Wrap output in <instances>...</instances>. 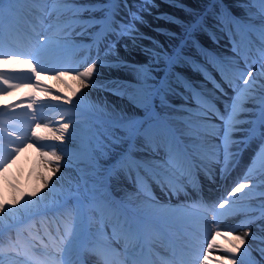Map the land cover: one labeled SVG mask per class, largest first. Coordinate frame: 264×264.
Returning <instances> with one entry per match:
<instances>
[{
  "label": "bare ground",
  "instance_id": "obj_1",
  "mask_svg": "<svg viewBox=\"0 0 264 264\" xmlns=\"http://www.w3.org/2000/svg\"><path fill=\"white\" fill-rule=\"evenodd\" d=\"M75 1V5L79 2L92 1L97 10L91 14L84 10L93 6L72 10L68 6ZM117 1L119 0H114L109 5L114 11ZM146 1L141 8V14L137 15L139 20L130 22L133 30L126 35L118 36L98 56L93 57L90 63L81 66H77L71 60L68 64L58 65V63L62 55L66 56L73 50L81 54L86 45L94 41L91 39L92 34L97 29L99 33L100 25L83 32L79 25L81 21L90 17L103 20V14L99 10L102 0H66V3L56 5L53 0H17L11 5V14L9 6L5 5L3 15L0 17V53H3L0 56V71H4L7 79L20 84L21 87L0 93V106L12 103L16 105L4 112L0 120L3 121L7 132H16L29 138L26 140V146L20 143L14 145L21 148L20 152L6 168L0 169V202H11L13 199L19 201L11 207L0 209V247L3 248L0 260L3 264H53V258L59 261L60 257L54 252L47 234L56 236L59 228L60 235H63L64 224H70L73 218L76 221V232L70 250L64 256L66 264L69 262L70 264H105V261L107 264H119L122 257L126 264H159L162 260L159 251L164 250L174 257L175 253L171 251L172 249L185 253L187 257L185 259L181 254V257H176L180 264H206L203 255L207 253V244L217 230L223 233L215 237L222 248L213 250L212 257H226L235 260L236 264H264V252L261 251L264 249V213L254 221L249 220V216L264 205V157L258 155L261 147L254 151L255 154L247 168L233 186L222 191L220 185L236 152L243 141L248 139L256 123L255 119L260 113L258 105L250 100L245 108L251 109V112L243 113L239 117L240 120L252 123L231 128L225 139L216 140L211 134L206 133L207 136H204V127L214 130L220 128L222 122L217 120L215 114L211 115V119L206 118L204 108L200 107L203 105L201 102H193L185 95L176 92L169 94L165 101H157L155 104L152 94L157 86H165V84L184 88L176 82L175 75L179 74L186 78L190 85L198 87L200 92L206 95L208 93L216 102L225 104L223 99L228 93L233 97L235 92L227 91L225 83L218 74L215 80L224 87L226 95L215 90L205 79V75L198 71L197 66L200 65L213 72L215 66L211 60L212 56L219 57L226 65L239 67L244 71L243 63L237 59L239 54L243 53L244 43L233 44L227 38V34L223 36L222 21L217 17L211 18L203 28L197 29V20L209 9L213 0ZM245 1L248 0H221V3L229 17L238 16L252 20L247 10L250 7L246 6ZM23 3L28 7L26 6L21 12L20 6ZM53 7L57 10L49 14V10ZM251 10L260 20V24L264 25V16L252 7ZM189 35H195V46L182 50L181 45ZM45 37L48 38V44L40 53L42 63H37L36 59L28 55H22L21 59H31V65L15 61L5 62L10 55L34 52L37 40H43ZM25 40L27 42L22 46L23 50L19 44L22 45ZM30 43L32 46L28 47ZM10 51L15 54L8 53ZM156 51L159 55L163 52V55L157 56ZM185 55H189L190 62L183 59ZM93 63L96 67L92 75L86 79V86L81 87L80 80L76 78L77 73ZM157 64H163L164 67L156 72L154 86L139 91L135 84L139 80V73H142L140 69H153L152 67ZM32 66L40 72L39 80L43 85L54 90L51 95H48L43 87H37L34 80L29 79L28 72ZM253 68V76L245 79H248L249 83L255 80L253 89L248 91H253L255 99L259 100L264 96V76H261V72H264V57ZM57 72H63L65 75L58 79ZM243 81L240 82L237 90L245 88ZM61 95L71 97V102L52 99V96ZM32 98H35L36 103L33 104L32 109H29L28 105L32 103ZM162 102L164 104L167 102L169 107L166 106L167 104L164 107ZM149 106L159 108L171 125L174 120L184 117L182 123L179 122L165 134V138L169 142L172 141L173 146L179 143L185 146L186 155L194 165L184 175L174 176L172 170L165 172L157 166L163 163L164 154L153 147L157 138L155 133L126 131V138L121 147L116 146V149L105 157L102 156L103 143L92 139L94 116L113 119L128 111L136 110L143 113ZM33 110H35V120H32L30 115ZM37 121L39 125H44L37 129ZM63 123L69 124L68 132L64 134V141H53L56 147L60 150L64 149L67 153L69 163L77 168L84 185L76 181L78 178L75 175L66 179L65 184H60L56 180V175H61V170L68 165V161L61 156L59 170H56V164L48 163L42 156V153L52 152L51 148L45 151L46 148L40 146L43 141L48 145V139H52L46 128L56 131ZM31 130L39 132L45 138L37 141L35 137H31ZM7 132L4 134L5 146L15 140V137H9ZM192 134L193 141L204 139L200 144H204L206 149H212L213 153L218 154H215V160L208 161L202 148L199 149L197 144L184 142L186 137L187 140L191 139L189 135ZM149 140L150 143L153 142L152 146L150 143L147 144ZM260 141L264 145V137ZM4 154L7 155V152L5 151ZM125 154L129 155V159L122 165L110 169L109 164ZM139 159L152 164L153 171L150 170L149 173L138 168L147 178L151 177L152 173L171 175L174 177V185L184 187L186 194L181 193L180 196L174 197L169 193L172 188L166 184H159L153 179L150 181V189L135 186L125 175L124 168L129 166L138 173L135 166L142 162ZM97 161L101 167L97 166ZM204 166L208 167L211 174L208 175L202 170ZM259 166L263 167L259 168ZM97 170L101 172L102 191L106 196L109 195L107 201L121 208L125 204L126 210L129 211L113 213L105 203L99 202L96 206L94 203L81 204L73 213L64 214L52 223L46 221L36 224L37 216L42 217L47 211L55 212L60 203H67L77 194L83 197L87 192V186L90 185L91 173ZM191 173L202 176L203 181L197 190L190 189L186 175ZM72 179L74 181H71ZM69 181L70 185H68ZM239 183H248L249 187L229 197V193ZM32 193L35 195L33 196ZM203 197L206 201L214 200L216 197L212 210L198 203ZM226 198L229 199V204L219 209V203ZM109 214L114 215L115 225L111 227V234L108 237L103 232H98V224ZM42 219L46 218L42 217ZM26 223L25 228L23 225ZM157 226H163L170 238L166 239L162 236L156 229ZM88 227H91V230L88 231ZM122 231L128 239L132 238L133 243L130 247L115 242L116 239L113 237L121 236ZM92 233L98 239H94L90 235ZM18 235L20 242L13 250V245L9 241H16ZM236 236H242L244 243L240 244L235 240ZM41 240L48 245L47 248L41 244ZM87 240L90 241V246L86 243ZM29 244L37 247L33 250ZM236 245H239L240 251L235 254L224 251L225 248ZM91 249L101 251V255L95 254L90 251ZM213 264H219V260L214 259Z\"/></svg>",
  "mask_w": 264,
  "mask_h": 264
},
{
  "label": "rangeland",
  "instance_id": "obj_2",
  "mask_svg": "<svg viewBox=\"0 0 264 264\" xmlns=\"http://www.w3.org/2000/svg\"><path fill=\"white\" fill-rule=\"evenodd\" d=\"M130 1L129 0L128 4H124L117 10L119 13L123 14V19H121L120 21H118L120 24H130V22L133 20L132 19V15L131 14H135V15H140L141 14V8L146 4V0H137L138 2L136 4H131L130 5ZM25 3V2H24ZM23 3V4H24ZM76 1L74 3H72L71 6H68L69 8H72V10H78L79 8L85 9L87 7H94L95 4L92 3V1H88V2H79L78 5H75ZM21 4V12L24 8H26L27 4ZM50 5V4H49ZM130 5V6H129ZM221 0H213L211 1V4L209 6V9L206 10V12L203 13V15L201 16L200 21L197 23V27H201L202 24L204 23V18H211V16L214 13H218L220 16H224V11L223 8H221L222 6ZM28 7V6H27ZM257 7V6H256ZM258 8V7H257ZM126 11H124V10ZM260 10V9H259ZM237 21V28L240 30V33H238L236 31V29L233 28L232 30H228L226 28V25L224 24V30L229 31L232 35V38L234 39V41H242V34L244 32H246L248 30L249 25L247 24H243L241 22H239V20ZM103 30H109L107 27L102 28ZM119 32V28H117V33ZM106 31H104V33H100L99 37L96 36L97 38V42L96 44H91L90 45V49L87 48V50L81 55V58L77 61H75V64L78 66H81L82 61H84V64H88L91 62L92 58L94 56H98V54H100V51H97L95 54H93L94 49L96 50H102L104 47H106L108 44H110L111 42H113V40L120 36V34H116L113 32H110L109 34L105 35ZM253 42L255 45H253L252 43L250 44V46H247V49H252V53L250 52V50H248L249 53H247V56L242 57L243 59V63H246L247 65L245 69H247V71H251L253 73L254 71V66L256 65V63L258 62V60H260L263 56H264V34H262V31L260 30V28H257L255 32H253ZM107 39V41H106ZM195 35H189L187 36V38L184 40V43L182 44V48H184L185 45L188 46H194V42H195ZM26 40H25V45H26ZM188 43V44H187ZM20 48L23 49L21 47ZM32 44H30L31 46ZM29 47V46H28ZM92 47V49H91ZM24 50V49H23ZM90 50V54H91V58L90 60H87V55L88 52ZM95 50V51H96ZM156 54L158 53L157 51L155 52ZM79 53H70L66 56H61L60 58V62L58 63V65L60 64H68L72 60V57H75V55H77ZM160 55H163V52H160ZM158 55V56H160ZM76 58V57H75ZM215 62H219L221 64L222 67H225V65L223 64V62L221 63L220 60H214ZM241 61V59H240ZM163 64H157V66L155 65L154 67H152L153 69H148L145 68V72L139 73V80L138 83H136V87L138 90L140 91H145L148 87H152L154 86L155 83V77H156V72L159 70L163 69ZM228 68V67H225ZM198 71H200V73H204V71H201L197 66ZM216 69V66L213 70ZM210 71V70H209ZM30 75V69L28 72ZM210 73L212 74V72L210 71ZM217 73V72H216ZM246 73V71H245ZM235 75L234 82H237L236 85L239 84V82L242 80V78L245 75H242V71L241 70H237V72L233 73ZM216 74L213 72L212 76H215ZM240 75H242L240 77ZM176 80L183 85V78L179 77V75L176 77ZM181 80V81H180ZM227 86V85H226ZM228 87V86H227ZM157 88H159V92H155L154 95V103L156 104L157 101H165V98L169 95V93L171 92H175L176 90L173 89L172 87H169V84L165 85V86H158ZM156 88V89H157ZM155 89V90H156ZM233 89V88H232ZM185 92L184 93H189V95L193 94L194 92H196L197 90L195 88H192V90L190 91V89L188 88H184L183 89ZM167 92H169L167 94ZM200 93V90L198 91V95ZM229 95V93H228ZM226 96L223 101L225 102V104L223 103L222 106L225 107V109L222 108L221 105L218 106L219 103H216V106H218V110L215 109L214 111H212L213 113H215V116L217 117V120L220 122H222V125L220 126V128L217 129H210L209 131H206L204 136H207V134H211V137L213 139L216 140H221V138L225 139V131H230L231 128H228V126L226 125V121H227V117L229 115L230 112V105L232 103L231 101V97L232 95ZM264 97V96H263ZM162 105L164 107H169L168 105L164 104L162 102ZM166 105V106H165ZM160 110L157 107H148L146 109L145 112L141 113L139 111H132V112H126L123 115L120 116H115V118L113 119H109L108 117H101V116H94V135L92 139H96L97 142L103 143V148H104V153L102 154V156H109L110 153L115 150L116 146L121 147L122 143L125 141L126 138V131L121 130L120 127H117V125H122L127 123L129 120L133 121L136 125V128L132 129L134 130V132L140 133V132H144V133H148V130H154V132L157 134L156 136H158V138H160V140H158L157 143V147L159 146V144H161V142L163 143L165 141V139L163 138L162 134H164L169 127L166 125L165 119L163 118V115L160 114ZM123 117V120H122ZM221 117H223L224 119L222 120ZM125 118V119H124ZM38 123V121H37ZM30 124V122H29ZM44 125V124H42ZM42 125H40V127H42ZM167 126V127H165ZM161 129H164V132H161ZM152 132V131H151ZM207 133V134H206ZM261 133H264V128L260 127V116L256 121L255 127L253 129H251V133L247 139V141H245L243 143V145L241 146V148L239 149V152H237L238 154L236 155V157L233 159L231 167L228 171V173H226L227 175L224 176L223 180H222V188L225 186H229L233 183V178H237L238 175H240L242 172L243 167H245V165L247 164L246 162L249 161V159L252 156V151L255 148V141L257 142V140H259L261 138ZM216 137V138H215ZM119 138V139H118ZM203 138V137H202ZM163 141H162V140ZM202 140V139H201ZM201 140H197L194 143H196L198 146L202 145L200 143H203V140L201 142ZM49 144L48 145H55V141H53V139H48ZM116 141V142H113ZM187 143L192 142V140H187ZM199 142V143H198ZM37 144V143H35ZM41 145H45L44 141L40 143ZM40 145V146H41ZM43 149L46 148L45 151H49L51 148L53 151L52 147H42ZM256 150V149H255ZM184 151V150H183ZM209 151V150H208ZM55 152L56 154H60V156L64 157L67 161H68V157H67V153H65L64 149L60 150V148L55 147ZM213 154V152H211ZM214 154H217L216 152H214ZM6 155V154H5ZM218 155V154H217ZM124 156V155H123ZM128 155H125L124 157H118L116 160H114L113 162H111L109 164L110 169L117 167V165H119V163L123 164V161L127 160ZM97 166L101 167L99 162L97 161ZM263 167V166H262ZM125 175L131 179V180H138V176L140 177V180L143 182V178L140 174H136L134 172V170L131 167L125 168L124 170ZM73 175L77 176V180L79 181L78 183L80 185H84V181L81 179V174L79 173V171L77 170V168L75 166H73L71 163H69L68 161V165L65 166V168H63L61 170V175H56V180L58 182H60V184H65V180L68 178H73ZM101 177V172L99 170L94 171L93 173H91V176L89 177L90 180V185L87 186V192H85L83 194V197L80 195H75L72 197V199L70 201H68L67 203H60L59 208L53 212L50 213V211H47L46 214H43L42 217H45L46 219H42L41 216H37L35 218V220H37V223H46V221H51L54 222L57 220L58 216H64V214H69V213H73L74 211H76V209H78L80 207V204H85V205H91L92 203H94V205L96 206L99 203H105L108 207H110L111 209H116L118 207H116L115 204L111 203L110 201L108 202L107 200L109 199V195L106 196L105 192L102 191V183L100 180ZM144 186H146V178H144ZM71 181H74L73 179ZM68 185H70V181L68 182ZM176 193L173 192V194H177L179 195L180 192L179 191H175ZM69 203V205H68ZM67 205V206H66ZM264 210V206L262 207V209L260 210L263 211ZM257 215L250 217L249 220L254 221L257 217ZM44 221V222H43ZM39 224V225H40ZM23 227H27V223L23 225ZM101 230V229H100ZM3 236V235H2ZM89 237V236H88Z\"/></svg>",
  "mask_w": 264,
  "mask_h": 264
},
{
  "label": "snow or ice",
  "instance_id": "obj_3",
  "mask_svg": "<svg viewBox=\"0 0 264 264\" xmlns=\"http://www.w3.org/2000/svg\"><path fill=\"white\" fill-rule=\"evenodd\" d=\"M17 0H0V17H2L5 5L9 6V13L11 14L12 8L11 5L15 4ZM114 0H102V2L99 4V10L103 14V22L100 20H96L94 17H90L88 20H83L80 22V27L83 31H87L89 28H93L97 25H100L102 28L107 27L111 32L120 34V35H126L133 29L130 27V24H120L118 21H116L115 16L118 14L115 12L113 9L109 7L110 4H112ZM126 2V0H125ZM257 2L261 5L260 8V14L264 16V0H257ZM54 5L56 4H64L66 3V0H53ZM57 9L56 7H53L52 9L49 10V14L52 12H55ZM97 10V8L92 7V8H87L84 11L88 13H93ZM133 20H139V17L136 16L134 13L131 14ZM117 28H119V32L117 33ZM262 34H264V26L261 27ZM108 33L106 32L105 35ZM38 35V34H37ZM48 44V38L45 37L43 40H37L36 42V49L34 52L31 53H24L21 55L17 56H8V58L5 60L6 63L15 61L16 63H27L31 65V59L28 60H23L21 59L22 55H28L31 56L32 58L37 60V63H42L40 61V53L43 51V49L47 46ZM3 53H0V56H2ZM157 56L159 53L156 54ZM96 67V64L93 63L91 66L86 67L83 71H80L77 73V79L80 80V86L84 87L86 86L85 81L88 77H90ZM201 71H205V69H199ZM141 72H145V69H140ZM30 73L31 75L29 76V79H32L36 82L37 87H43L45 91L47 92L48 95H51L52 92L54 91L51 87L47 85H43V83L39 80L40 77V72L37 71V68L35 66H32L30 68ZM65 74L63 72H57V78L60 79L64 76ZM242 75H246L247 77L251 78L253 76V73L251 71L247 73H242ZM261 76H264V72H261ZM83 78V79H81ZM205 79L208 80L213 88L215 90H218L222 94L226 93L224 92V87L221 85V83L217 82L214 77H212L210 74L206 73ZM221 79L225 84H227L228 87H233L231 80L227 78V76L221 72ZM243 84L245 86L244 89L242 90H237L233 88V91L235 92V95L231 97V105H230V112L228 116V121H226V125L228 128H234L239 125L243 124H249L252 123L251 121H244L240 120L239 117L243 113H250L251 109L245 108V105L251 100L254 104H257L259 107L260 111V127L264 128V97H261L259 100L255 99V94L253 91H248L253 89L255 80L252 81V83H249L248 79H244ZM18 87H21L20 84L13 83L9 79L6 78V74L4 71H0V93H7L9 90H14ZM52 99L56 100H67L69 103L71 102V97L67 96H52ZM36 103L35 98H32V103L28 105L29 109H32L33 104ZM16 105L15 103L12 104H7L0 106V116L4 114L8 109L14 108ZM201 108H204L205 111V116L208 119H211V115H214L215 113L212 112V109L210 107L205 108L204 105L200 106ZM32 120L36 119L35 115V110H33L30 113ZM223 120L224 118L221 117ZM117 127H120L121 130L124 131H131L132 129L136 128V125L133 121L129 120L127 123L122 124V125H117ZM36 128H40V125L37 123ZM69 129V124L68 123H63L61 124L60 128L56 131H53L52 129H47L46 131L51 135V138L56 141H64L65 139V133L68 132ZM7 132L3 125V121L0 120V169H4L7 167V164L11 162V160L14 158L16 154H18L21 150L20 147L14 146L17 143L23 144L26 146V140L29 138L27 135L21 136L18 135L16 132H7V135L9 137H15L14 141H11L7 146L4 144V134ZM59 132V134H57ZM229 135V131H225V137ZM262 136H264V133H261ZM31 137H35L37 141L44 139L39 132L35 130H31ZM119 139V138H118ZM116 142V141H113ZM41 147H52L53 151L51 153H42V156L46 158L48 163H55L56 164V170H59L60 167V160L61 156L57 155L55 152V145H41ZM5 151L7 152V155H5ZM258 155H261L264 157V145L261 146V152L258 153ZM255 163V161H254ZM158 167L164 169L165 172H168L169 170H172L173 175L175 176L176 174L179 175H184L185 173L189 172L190 169L194 166L192 164V161L188 159L186 154L182 155L179 153V151L173 147L171 143H169L166 147L165 150V156L163 158V163L157 165ZM251 170V169H250ZM140 177L138 176V180ZM161 179L165 182V184L169 188L174 187V183L169 177L167 176H162ZM247 179V177H245ZM159 182V181H158ZM45 184L47 185V181H45ZM164 186V185H162ZM249 187L248 183H239L237 184L229 193V197L234 196L236 193L242 192V190L246 189ZM34 196L35 193H32ZM19 201L17 199H13L11 202L8 201H3L0 202V209H4L6 206L11 207L12 205L18 203ZM229 204V199H224L221 203H219L218 208L223 209L225 208L226 205ZM131 227V226H130ZM75 232H76V221L75 218H73L72 222L70 224H64V232L63 235H60V229H57L56 236H52L51 234L48 235V240L49 243H51L54 252L59 255L60 259L59 261H56L55 258H53V264H66L64 256L65 253L70 250L71 247V241L75 237ZM223 235L220 231H216L215 235L212 236L211 240L207 244V253L203 255V260L206 262V264H213L214 259L219 260V264H236L235 260L232 259H227L225 258H219V257H212V251L213 250H219L222 248L221 245H219L216 242V236ZM245 235H249L248 233H245ZM58 238V240H57ZM235 240L239 241L240 244L244 243V238L242 236H236ZM20 242V237L19 235L17 236L16 241H9L11 245H13V250H15V245L19 244ZM41 244L45 248L48 247L47 244H44L43 240H41ZM90 251L94 252L97 255H101V251L97 249H91ZM224 251L235 254L236 252L240 251L239 245H236L235 247L232 248H225ZM264 252V249L261 250ZM3 254V248L0 247V255ZM19 254V253H17ZM0 264H3L2 260H0ZM70 264V262H69ZM105 264H107V261H105Z\"/></svg>",
  "mask_w": 264,
  "mask_h": 264
}]
</instances>
